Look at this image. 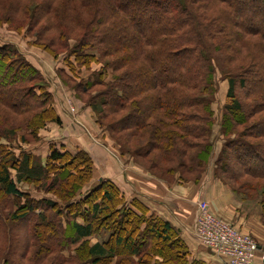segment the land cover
<instances>
[{"label":"trees","instance_id":"16d2710c","mask_svg":"<svg viewBox=\"0 0 264 264\" xmlns=\"http://www.w3.org/2000/svg\"><path fill=\"white\" fill-rule=\"evenodd\" d=\"M33 1L0 0V23L18 32L29 31L37 47L51 56L68 51L64 61L71 70L72 59L80 67L102 62L103 69L109 68L110 83L94 76L76 85L79 93L87 95L99 119L107 120L117 151L144 157L146 169L158 168L162 173L153 175L168 183L197 182L205 170L212 149V75L217 66L228 82L225 96L230 102L220 124L224 144L215 162V175L236 194L259 188L243 178L264 180V0ZM16 54L12 44L0 45V106L13 114L36 110L32 116L40 126L51 118L52 108L46 104L49 93L36 96L29 89L42 74ZM97 86L103 90L91 95ZM236 88L243 90L244 100L237 98ZM120 112L123 115L115 117ZM255 116L247 126L245 122ZM14 124L13 116L0 111V138L7 140ZM242 124L245 127L236 137H230ZM27 130L32 132L30 127ZM9 146L0 140V194L5 196L23 198L18 180L40 182L53 169L63 174L65 162L67 167L78 164L63 176L70 190L49 191L67 204L66 210L71 205L79 208L81 221L66 220L60 209L48 221L45 211L36 213L32 202L19 205L18 218H37L31 226L34 238L52 240L68 228L72 233L69 242L78 243L73 249L75 258L60 260L47 252L53 255L47 264H203L189 259L188 247L173 227L147 213L138 200L128 205L118 186L108 180H101L99 188L81 199L70 200L73 185L84 180L85 166L80 163L90 165L86 152L68 156L64 149L50 146L43 164L28 150L10 153ZM151 151L154 156L148 155ZM76 154L83 155L82 162ZM66 155L71 159L65 161ZM59 162L63 165L57 166ZM240 180L246 189L237 186ZM94 191L100 196L86 200ZM43 205L45 209L56 207L49 199ZM260 205L264 214V199ZM102 230L107 236L101 243H89L87 237ZM25 245L26 254L11 249L5 263H44L46 254H28L32 245Z\"/></svg>","mask_w":264,"mask_h":264},{"label":"rangeland","instance_id":"374dc122","mask_svg":"<svg viewBox=\"0 0 264 264\" xmlns=\"http://www.w3.org/2000/svg\"><path fill=\"white\" fill-rule=\"evenodd\" d=\"M24 1H33V0H24ZM34 2V1H33ZM12 44L18 54L21 55L23 58L27 59L28 62L42 75V77L39 75V78L32 81L28 86L29 89H32L36 96H43L45 92L49 93L48 96V103L47 106H50L52 108V112L49 113L51 118L47 119L42 125L36 126L34 117L32 116L33 112H38L36 110L29 111L30 114H27L26 112L23 114H19L21 112H17V114H13L12 110L11 112L6 111L5 109L1 108L0 111L6 112L7 116H13L15 124L12 125V128H14V131H10L11 135H8L7 140L4 138H0V140L7 142L9 146V149H11L10 153L15 152L18 153L19 151L24 152L27 151V149L32 146L40 145L43 142V134L46 132L48 133L51 130H54V134L59 131L61 133L62 124L64 131L61 135H67L68 133L70 136H72L76 131H79V133H84V131L87 134H90L95 143L104 144L106 147H108L112 152L116 154L118 157V160L124 164H127V162H130L135 168L146 171L151 177H155V174H161L162 172L159 171L158 168H151L153 172L146 169V166H148V160L144 157L139 158L135 157L129 153L120 154L117 151V145L116 142H114L113 139H111L109 130L106 128V122L107 120H103L98 118V114H95L91 107V103L89 100H87V95L80 94L79 89L76 86L78 83H81L83 80L90 79L95 76V80L101 81L104 84L107 82L112 81V71L108 69H103L102 62H93L89 64V66H77L75 61L72 59L70 62L73 65V70L70 69L66 65V62L64 59L66 58L65 55H67L69 52H61L58 53L56 56H51L45 49L42 47H37V44L34 43V39L32 37V34L29 33V31L25 30L23 28L22 31H16L11 29L10 26H8L6 23H0V45L2 44ZM70 43V42H69ZM72 43V42H71ZM215 67V72L212 75V81L214 82L215 91L213 94V99L211 102V110H213V128L210 134V141L212 142V149L210 152V157L208 161L205 164V170L208 168H212V171L215 174V162L216 159L219 157L220 151L223 150V144L224 139L222 137V130H221V121L223 120V114H225V106L227 103L230 102V99L225 96L228 82L225 79L224 73H222L217 66ZM104 70V74L101 73L100 70ZM100 74V75H99ZM97 90H103L101 86H97L93 88V92L91 95L97 92ZM236 95L239 100H244L243 90L241 88H236ZM58 97L61 101V106L65 111L68 113V115L72 116V122L67 120L65 118L61 119L59 115H57L54 105L55 103L59 102ZM41 100V99H40ZM29 101H33L32 98H29ZM45 106V105H44ZM44 108V107H41ZM123 115L122 112L120 114H117L115 117H121ZM256 119V116L253 118H250L245 123L247 126L251 124ZM33 122V124H30ZM88 124L90 130L86 131L85 129H81L80 124ZM30 127L32 132L30 130H27V128ZM245 127V125H241L236 128V131L238 132H232L230 133V137L235 138L236 135ZM11 128H9L10 130ZM52 132V131H51ZM9 134V133H8ZM231 138V139H233ZM92 143H94L92 141ZM94 143V144H95ZM99 144V145H100ZM53 146V145H51ZM43 148H41V153L39 155H35L36 159L41 161V155L44 154V144L42 143ZM8 149V150H9ZM67 152L68 155H74L77 153V151H81L82 153L86 152L84 149H70V151H67L65 146H61L58 148V150ZM7 150V151H8ZM31 152V150H28ZM87 153V152H86ZM88 154V153H87ZM154 151H151L148 155L154 156ZM64 157L68 161L71 158ZM89 155V154H88ZM79 156V157H78ZM75 156L79 160V162H82V154H79ZM72 157V156H71ZM90 157V156H89ZM97 157L101 158V160H97L96 162L93 161L91 157L90 165L86 161L84 163H80L79 166H85V174H83V179L81 182L74 184L73 193L70 197V200H79L82 198V196L92 189L99 188L100 181L104 179V177L99 178L103 173L102 171H99L100 168H104L106 165V161H108V164L111 166H115L114 161L112 162L108 157L101 156L100 154L97 155ZM75 159L74 157H72ZM34 161V160H33ZM85 161V160H84ZM63 162H59L57 166H61ZM68 162H65L63 174H60L61 172L56 169L51 170V172H48L49 176L46 179H42L40 182L36 181H26V180H18L16 182L17 188H19L23 192V198H16L11 196H5L3 194H0V264H6L5 262L7 258L10 257L9 250L13 249L12 251L17 253H23L26 254L25 244H31L32 247L28 250V254H31V251H36L41 253V256L46 254L47 258L42 264H47L48 260H51L52 262V256H49L50 254H57V258L61 260H68L69 261L74 257V251L78 245L75 243H70V236L72 235L71 231L66 228L63 233H56L52 240L46 238H34V230H32L31 226L34 225V222L36 221V216L29 217L28 220L26 218L20 219L17 216H20L22 211L19 209V205L27 204L28 202H32L33 205L36 206V213L41 211H45V216L48 217V221L51 219V216L55 214V212L61 211V215H66V220H71L72 218H75L77 221H81L80 216L78 213L80 212L79 208L74 207L71 205V207L68 208V210L65 209V203L63 201L57 200L52 193L53 190L61 189L63 192L65 190H70L68 187L64 185L63 182V176L66 175L67 171H70V169H73L75 171L77 165H71L70 167H67ZM211 164V166H210ZM99 166V169H98ZM210 166V167H209ZM87 168V169H86ZM90 170H89V169ZM56 170V171H55ZM90 172H88V171ZM54 171V172H53ZM203 172V173H204ZM202 173V174H203ZM11 174L14 178V180L17 179L15 171H11ZM201 174V176H202ZM200 176V177H201ZM243 178V177H242ZM160 179V178H158ZM244 180L251 181L255 184V186H258L256 190L253 191H245L241 190L236 195L239 197L240 201H244L246 203H250L251 206H255L257 209H259V216L257 220L260 224L264 226V214L263 210L261 209L260 202L264 199V193H261V188L264 185V180H255L253 178L244 177ZM53 180V181H50ZM164 182H167L165 179H160ZM221 180V179H220ZM190 181V180H188ZM185 181V182H188ZM183 182V183H185ZM171 184V183H169ZM105 185V184H104ZM241 185V186H240ZM107 186V185H105ZM237 186L240 188H245V184H243V181L240 180L237 183ZM78 187V188H77ZM50 190V191H49ZM98 190V189H97ZM101 192V190H100ZM99 191H94L87 197L86 200L89 201L90 198H97V196H100ZM66 193V192H65ZM242 195V196H241ZM244 197V198H243ZM45 199H49L51 201H55V208L52 209H45L47 207L46 205H43V202ZM124 199V198H123ZM70 200H68L70 202ZM247 209V208H246ZM33 214V212H32ZM59 216L57 219H59ZM63 218V217H62ZM65 219V218H64ZM64 221V220H63ZM94 223V222H93ZM230 223V222H229ZM232 224V223H231ZM26 225V226H25ZM70 225V222H69ZM96 224H93V228H95ZM238 228V227H237ZM239 229V228H238ZM247 233V232H246ZM249 234L252 238L255 239L258 246L261 248L259 250L262 255L259 256V259H262V263L264 264V242H258L256 238L250 233ZM38 240V242L36 241ZM27 242V243H25ZM89 243L92 244L91 241ZM70 244V245H68ZM34 245V246H33ZM63 245H66L68 247L63 248ZM75 247V248H74ZM25 251V252H24ZM49 252V253H47ZM18 255V254H17ZM30 256V255H29ZM262 257V258H260ZM258 258V257H257ZM21 261L18 260V263ZM50 262V263H51ZM22 264V263H21ZM23 264H26V262H23ZM33 264V263H32ZM65 264H68L65 262ZM74 264V263H73ZM257 264V263H256ZM260 264V263H259Z\"/></svg>","mask_w":264,"mask_h":264},{"label":"crops","instance_id":"0c3cea01","mask_svg":"<svg viewBox=\"0 0 264 264\" xmlns=\"http://www.w3.org/2000/svg\"><path fill=\"white\" fill-rule=\"evenodd\" d=\"M58 101L54 105L57 115L61 119L65 118L67 122H72V116L68 115L60 105L59 97ZM61 126V133L58 131L54 134V130H51L52 132L43 134L44 154L41 155L42 163L46 162V156L51 145L57 148L65 146L67 151L76 148L85 149L95 162L101 160L97 157L98 154L108 157L112 162L114 161L115 166L109 165V160L106 161L104 168L99 169L98 166L99 171L103 173L99 178L104 177L103 180H108L117 185L128 205L132 200H138L147 209V213L159 217L173 227L178 237L188 247L190 260L203 262V264H226L220 256L213 254L195 236L193 224L198 214L200 201H205L210 211L224 221L232 223L242 232H251L258 242H264V226L257 220L259 209L251 206L250 203L240 201L230 185L222 182L214 174L212 168L207 167L197 182L191 180L185 183L172 181L169 184L151 177L144 170L135 168L130 162L122 165L123 163L118 160L114 152L104 144L95 143L93 137L85 131L83 134L76 131L72 136L69 133L61 135L64 131L63 124ZM82 126H80L81 129L90 130L87 123L86 125L83 123ZM42 143L27 150H31L37 156L43 148L41 147ZM106 236V231L102 230L100 233L90 235L87 238L92 243H101ZM259 250L261 248L258 246L256 263L263 264L262 259H259V256L262 255Z\"/></svg>","mask_w":264,"mask_h":264},{"label":"built area","instance_id":"2783aa9c","mask_svg":"<svg viewBox=\"0 0 264 264\" xmlns=\"http://www.w3.org/2000/svg\"><path fill=\"white\" fill-rule=\"evenodd\" d=\"M193 226L197 240L226 264H256L258 244L255 239L210 211L205 201L198 203Z\"/></svg>","mask_w":264,"mask_h":264}]
</instances>
